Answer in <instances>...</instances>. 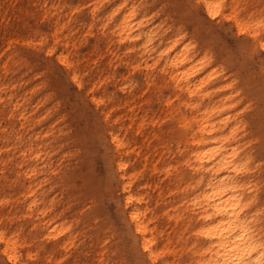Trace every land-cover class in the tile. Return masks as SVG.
I'll list each match as a JSON object with an SVG mask.
<instances>
[{
    "label": "rangeland",
    "instance_id": "1",
    "mask_svg": "<svg viewBox=\"0 0 264 264\" xmlns=\"http://www.w3.org/2000/svg\"><path fill=\"white\" fill-rule=\"evenodd\" d=\"M96 1L0 0V229L16 231L24 238L34 233L26 207L35 192L41 205L54 204L45 214L47 221L48 215L64 209L73 231L87 225V234L111 232L110 259L128 264L123 258L125 245L120 238L121 181L112 166L113 146L105 133L101 111H111L112 120L122 115L119 121L108 123L116 130L121 125L125 127L127 139L133 143L141 142L146 134L154 135L142 151L162 142L168 149L166 161H176L179 166L186 157L185 138L191 130V110L158 71L154 69L147 76L144 66L137 63V48L126 49V44L120 46L117 41L109 45L104 40L100 22L121 1L110 0L100 7L97 17L91 18ZM229 2L224 0L226 6ZM246 3H242L246 8H240L241 12L264 18V0ZM147 8L175 26L186 27L199 45L206 43L199 49L206 46L212 64L225 68L214 82H221L225 74L231 77L232 90L237 91L235 106L246 117L258 113V121L262 122L259 141L264 144V69L259 54L250 47L245 50L247 34L237 33L227 20L207 19L188 0H149L141 5V11ZM65 37L69 39L68 46L59 41ZM51 48L52 54L48 53ZM67 52H71L77 65L83 90L71 79L72 71L57 58ZM91 89L110 100L98 107L87 95ZM229 93L215 88L214 100ZM125 95L132 100L126 102ZM246 105L250 106L245 108ZM15 106L18 110L14 113ZM21 112L30 116L24 127ZM132 116L144 123L143 131L129 126ZM36 137L32 147L50 152L52 168L47 172L42 161H38L40 170L33 175L27 173L32 163L29 156L21 154L31 147L29 139ZM179 150H184L183 154ZM254 152L264 160L261 145H255ZM158 157L155 152L154 159ZM128 159L133 166L141 161L132 153ZM183 171L179 166V174ZM148 174L145 170L140 181L146 192L150 189L143 183ZM66 256L63 264H98L100 260L91 249L87 257L73 248ZM56 257L53 253L48 264H56ZM24 258L29 264L36 263L27 255ZM2 264L13 263L7 260Z\"/></svg>",
    "mask_w": 264,
    "mask_h": 264
},
{
    "label": "bare ground",
    "instance_id": "2",
    "mask_svg": "<svg viewBox=\"0 0 264 264\" xmlns=\"http://www.w3.org/2000/svg\"><path fill=\"white\" fill-rule=\"evenodd\" d=\"M109 1L97 0L91 18L97 17L100 7ZM119 1L100 22L104 40L109 45L117 41L120 46L126 44V49L137 48L140 54L137 53V63L144 66L147 76L154 69L158 71L191 110V130L185 138L186 157L179 163L184 171L180 174L176 161H166L168 149L162 142L142 151L154 135L146 134L141 142L133 143L127 139L125 127L121 125L116 130L108 123L119 121L122 115L112 120L111 111H101L105 133L113 146L112 166L121 181L118 195L122 215L120 238L125 245L123 258L128 264H264V160L254 152L255 145L264 148L259 141L262 122L258 121V113L246 117L237 109L233 101L237 91L232 90L234 83L230 76L225 74L221 82H214L225 68L221 70L212 64L206 46L199 49L205 42L199 45L186 27L175 26L149 8L141 11V5L149 0ZM188 1L201 9L207 19L227 20L237 33H246L245 50L250 47L258 53L264 69V18L241 12L240 8H246L242 5L247 4L246 0H230L227 6L224 0ZM59 41L69 45L67 37ZM53 52L54 48L48 49V53ZM57 58L72 71L71 79L83 90L71 52L61 53ZM215 88L230 93L214 100ZM87 95L98 107L110 100L97 95L94 89L87 91ZM124 99L130 102L132 97L125 95ZM17 110L15 106L13 112ZM19 116L22 127L30 122L27 113L21 112ZM129 124L138 132L143 131L144 123L136 117H130ZM37 139L30 138L31 147L21 154L29 156L32 163L27 173L33 175L40 170L38 161H42L45 171L52 168L50 152L32 147ZM155 152L159 154L157 159ZM131 153L141 158L137 165L133 166L128 159ZM145 170L149 171V177L143 184L149 192L140 182ZM31 196L34 199L27 203L26 213L32 218L34 233L24 238L16 231L0 229V264L7 260L29 264L24 255L35 259L33 264H48L53 253L57 255L56 264H63L71 248L86 257L87 251L93 250L100 258L98 264H126L109 257L111 232L87 234V225L73 231L64 209L48 215L51 221L48 223L45 214L53 202L43 206L35 192ZM83 233L87 235L81 236ZM46 247L48 251L44 250Z\"/></svg>",
    "mask_w": 264,
    "mask_h": 264
}]
</instances>
